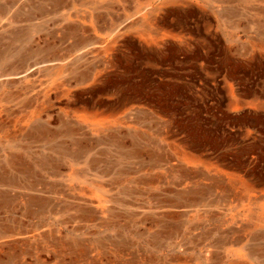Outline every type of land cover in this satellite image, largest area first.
<instances>
[{
	"label": "rangeland",
	"instance_id": "1",
	"mask_svg": "<svg viewBox=\"0 0 264 264\" xmlns=\"http://www.w3.org/2000/svg\"><path fill=\"white\" fill-rule=\"evenodd\" d=\"M0 264H264V0H0Z\"/></svg>",
	"mask_w": 264,
	"mask_h": 264
},
{
	"label": "bare ground",
	"instance_id": "2",
	"mask_svg": "<svg viewBox=\"0 0 264 264\" xmlns=\"http://www.w3.org/2000/svg\"><path fill=\"white\" fill-rule=\"evenodd\" d=\"M20 6H21V5H20ZM68 30H69V29H68ZM68 125H69V124H68ZM63 126H64V125H63ZM45 129H46V128H45ZM45 129H43V127H42V128L35 129V131H36V132H40V131H41V132L45 133V132L47 131V130H45ZM50 131H51V130H50ZM74 131H75V130H74ZM46 133H47V132H46ZM37 134H38V133H37ZM45 135H46V134H45ZM40 136H41V135H40ZM47 136H48V135H47ZM87 148H88V147H87ZM66 151H67V150H66ZM66 151H65V152H66ZM69 153L71 154V152H68V154H69ZM12 157H13V156H12ZM10 159H12V158H10ZM17 159H18V158H17ZM48 159H49V158H48ZM12 160H13V159H12ZM24 161H26V160H24ZM12 162H13V161H12ZM19 163H20V162H19ZM44 163H45V162H44ZM44 163H43V164H44ZM20 166H21V165H20ZM17 168H18V167H17ZM3 169H4V168H3ZM18 169H19V168H18ZM26 169H27V168H26ZM20 170H21V169H20ZM1 171H2V170H1ZM17 171H19V170H17ZM3 172H4V171H3ZM21 172H22V171H21ZM27 172H29V171H27ZM23 175H24V174H23ZM6 177H7V176H6ZM6 177H5V178H6ZM26 186H27V185H26ZM27 187H28V186H27ZM27 187H26V188H27ZM34 197H35V196H34ZM37 199H38V198H37ZM41 206H42V205H41ZM38 207H40V206H38ZM38 209H39V208H38ZM18 225H19V224H18ZM2 227H3V226H2ZM8 231H10V230H8ZM11 232H12V231H11ZM18 234H19V233H18ZM9 235H10V234H9ZM19 235H21V234H19ZM10 237H11V235H10ZM8 238H9V237H8ZM9 239H10V238H9Z\"/></svg>",
	"mask_w": 264,
	"mask_h": 264
}]
</instances>
